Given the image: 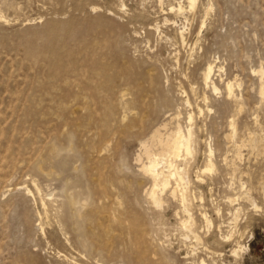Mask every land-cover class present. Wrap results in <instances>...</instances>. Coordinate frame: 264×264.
<instances>
[{
  "label": "rangeland",
  "instance_id": "obj_1",
  "mask_svg": "<svg viewBox=\"0 0 264 264\" xmlns=\"http://www.w3.org/2000/svg\"><path fill=\"white\" fill-rule=\"evenodd\" d=\"M0 15V264H264V0H0ZM177 110L199 134L189 176L209 232L201 202L192 231L179 201L145 194L139 140ZM209 141L216 170L199 178Z\"/></svg>",
  "mask_w": 264,
  "mask_h": 264
},
{
  "label": "bare ground",
  "instance_id": "obj_2",
  "mask_svg": "<svg viewBox=\"0 0 264 264\" xmlns=\"http://www.w3.org/2000/svg\"><path fill=\"white\" fill-rule=\"evenodd\" d=\"M197 0H189L190 2V7L193 8L195 7ZM182 3V1H181ZM180 2L178 3V8L177 11H179V13H181L184 9L183 7V3L181 4ZM12 5V4H11ZM203 6V5H202ZM14 7V5H13ZM95 7V6H94ZM123 7V6H122ZM96 8V7H95ZM212 8V6H211ZM174 9V7H173ZM20 10V9H19ZM97 9H95L96 11ZM210 10V7H209ZM192 11V10H191ZM208 12V11H207ZM188 13V12H187ZM206 13V12H205ZM199 15V14H198ZM207 15V13H206ZM1 16V15H0ZM206 18V17H205ZM3 19V18H2ZM28 19V18H27ZM32 19V18H31ZM5 20V19H3ZM30 21V20H28ZM55 21V20H54ZM165 21V20H164ZM8 23V21H7ZM6 23V24H7ZM55 23V22H54ZM71 23V22H70ZM49 24V23H48ZM58 24V23H57ZM73 25V24H72ZM48 27V25H47ZM66 27V26H65ZM151 27V26H150ZM149 27V28H150ZM62 28V27H61ZM60 29V28H59ZM157 30L158 27L156 28ZM155 29V30H156ZM63 30V28H62ZM156 30V32H158ZM46 31V30H45ZM184 31V30H183ZM181 32V39L184 40V32ZM180 32V31H179ZM62 33V32H61ZM161 33V31H160ZM177 33V32H176ZM47 34V33H46ZM59 34V33H58ZM163 35V34H162ZM161 35V36H162ZM32 36V35H30ZM51 36V35H50ZM199 36V35H198ZM46 37V36H45ZM32 38V37H31ZM53 38V37H52ZM54 39V38H53ZM52 39V41H53ZM28 40V39H27ZM167 40V39H166ZM169 40V39H168ZM32 41V39H31ZM55 41V40H54ZM183 42V41H182ZM29 43V42H28ZM55 43V42H54ZM183 45V44H182ZM41 46V45H40ZM32 47V45L30 46ZM27 48L28 49H32V48ZM47 47V46H46ZM48 48V47H47ZM52 48V47H51ZM42 49V47H41ZM46 50V49H45ZM59 50V49H58ZM30 51V50H29ZM27 51V52H29ZM33 51V50H32ZM47 52V51H45ZM67 52V51H66ZM65 52V53H66ZM28 54V53H27ZM31 54V53H30ZM32 55V54H31ZM174 55V54H173ZM34 57V56H33ZM61 57V56H60ZM64 57V56H63ZM148 58V57H147ZM177 58V57H176ZM173 60V59H172ZM176 60V59H175ZM178 62V61H177ZM216 61L210 62L208 63V65L205 67L204 69V73H203V82L204 85H206V87L211 88L214 92H218L219 91V86L217 85V82H215L214 80V76L216 74V71L218 69V71L220 72L221 67L217 66L215 64ZM92 68V67H91ZM100 68V67H99ZM98 68V70H99ZM150 68V65H149ZM101 69V68H100ZM97 70V71H98ZM151 70V69H150ZM263 70V69H262ZM94 71V70H93ZM96 71V70H95ZM258 71V70H257ZM104 73V72H103ZM260 73V71L258 72ZM257 73V74H258ZM94 74V73H93ZM146 74V73H145ZM148 74V73H147ZM263 74V73H262ZM104 75V74H103ZM102 75V76H103ZM260 75V74H259ZM99 76V75H98ZM101 77V76H100ZM261 77V76H259ZM96 80V79H95ZM262 80H264L262 78ZM237 81V80H236ZM261 81V80H260ZM92 82V80L90 81V83ZM202 82V81H201ZM237 83V82H236ZM235 81L233 80H228L225 83V90L228 98L229 99H233V97H235V86H236ZM239 85V84H238ZM237 85V86H238ZM241 87V86H240ZM204 88V86L202 87ZM260 89V88H259ZM261 93L262 96H264V84H262L261 86ZM184 91V89H183ZM211 91V90H209ZM213 92V93H214ZM207 93V92H206ZM180 94V93H179ZM185 95V94H184ZM204 95V94H203ZM207 96V95H205ZM226 96V97H227ZM261 96V95H260ZM204 97V96H202ZM208 97V96H207ZM201 98V97H200ZM199 98V99H200ZM236 98V97H235ZM203 99V98H202ZM231 99V100H232ZM237 99V98H236ZM205 100V98H204ZM203 100V101H204ZM207 100V99H206ZM202 101V100H201ZM235 101V100H234ZM187 103H189V99L186 100ZM239 103V102H238ZM197 104V103H196ZM239 105H242V103H240ZM197 106V105H196ZM244 106V105H243ZM198 110V109H197ZM241 110V109H240ZM175 112V111H174ZM239 112V111H238ZM193 113V111H192ZM193 115V114H192ZM190 114L189 116V123L187 125H183L181 120H180V116H181V111L177 110V114H175L169 121L161 123L160 125L154 127V129L150 132V134L145 137L143 140H139L141 141V152L138 154V161L141 162V170L143 172V174L145 176L148 177V179L151 181V184L149 187L146 188V195L147 198L154 204V206H162V204L168 200V199H172V200H176L179 201L184 209L185 212L187 213V217L185 218H181L180 219V223L181 225L186 228L187 230H194V227L196 226L195 223V218H194V213H193V204L194 201L197 200L199 202H201V205L199 207L200 210V215L203 219V221L207 224V228H208V232L209 230H211V227L213 226V220L211 219L209 213L207 212L206 207L204 206L203 202H204V197L201 193L197 192L195 188L191 187V179L189 176V170L193 165V160L196 157V154L199 152L200 149V138H199V134L192 122L193 120V116ZM256 116V115H255ZM233 117V116H232ZM235 117V116H234ZM125 119V118H123ZM124 121V120H123ZM255 121V120H254ZM231 125L230 128H232V132L230 134L231 138H234L237 135V124L233 120L231 119V123L229 124V126ZM256 125V124H255ZM261 126V125H260ZM202 128V127H201ZM249 129V128H248ZM251 130V129H250ZM249 130V131H250ZM258 132V131H257ZM251 133V131H250ZM249 134V132H248ZM228 135V134H227ZM253 135V134H252ZM238 136V135H237ZM249 136V135H247ZM229 137V136H228ZM229 137V138H230ZM251 137V135H250ZM227 138V137H226ZM241 138V137H240ZM246 138V137H245ZM253 138V137H252ZM264 138V137H262ZM237 139L236 137L234 138V140ZM247 139V138H246ZM250 139V138H249ZM204 140V139H203ZM206 140V139H205ZM233 140V142H234ZM243 140V139H241ZM245 140V139H244ZM264 140V139H263ZM229 141V140H227ZM231 141V140H230ZM240 141V140H239ZM246 141V140H245ZM204 142V141H203ZM254 142V139L253 141ZM244 143V141H243ZM247 143V141H246ZM107 145V144H106ZM205 150L204 154H205V158L206 161L204 163V167L202 169H197L196 174L197 177L200 178L201 173H208L211 174L216 170V164L213 160V155H214V148L211 144V141L207 142L205 144ZM237 145V144H236ZM54 146V145H52ZM239 146V145H238ZM238 146L236 148H238ZM242 147L243 144H242ZM239 151V150H238ZM48 152V151H47ZM237 152V150H236ZM252 152V151H251ZM250 153V152H249ZM252 154V153H250ZM262 154V153H261ZM52 155V153H51ZM50 155V156H51ZM238 155V154H237ZM254 155V154H253ZM48 156V154H47ZM53 158V157H52ZM57 158V157H56ZM144 158L146 159L144 161ZM229 158V157H228ZM54 159V158H53ZM240 160V157L237 158ZM182 160V161H180ZM235 160V159H234ZM227 161V160H226ZM236 165V164H235ZM40 167V166H39ZM39 169V168H38ZM40 170V169H39ZM43 172V171H41ZM233 173V172H232ZM241 173V172H240ZM235 174V173H234ZM233 175V174H232ZM196 176V175H195ZM233 177V176H232ZM234 179V178H233ZM33 183V182H32ZM38 183V182H37ZM33 184H36L35 181ZM32 184V185H33ZM26 185V184H25ZM37 186V184H36ZM40 186V185H39ZM91 186V185H90ZM244 190L242 189L241 191H239L238 193L235 194V197L232 198L230 196L227 197V202L229 205L232 204H236L238 203L239 207L236 209L237 212L234 215V218L232 219V223L229 226V230L226 232H223L221 234L222 239L224 241H230L232 239V237L235 235L236 233V229L239 225V216L241 214V211L243 210L242 208V204H241V196L245 195V196H250V190L251 188L245 187L244 184H242ZM93 187V186H92ZM23 188V187H22ZM28 188V187H26ZM37 189V188H36ZM43 189V188H42ZM233 189V188H232ZM29 193H31L33 196L34 194L32 193V191L29 189L28 190ZM39 192V191H38ZM145 192V190H144ZM201 192V191H200ZM42 193V192H41ZM28 195V194H27ZM43 195V193H42ZM47 195V194H46ZM72 196V194H70ZM68 196V195H67ZM66 196V197H67ZM39 197V196H38ZM37 197V198H38ZM41 197V196H40ZM69 197V196H68ZM45 198V197H43ZM75 198H77L75 196ZM51 199V198H50ZM65 200V199H64ZM72 200V199H69ZM244 200V199H243ZM249 200V199H248ZM51 201V200H49ZM79 201V200H78ZM77 201V202H78ZM63 202V201H62ZM61 202V203H62ZM76 202V203H77ZM80 202V201H79ZM64 204V203H63ZM72 204V203H71ZM70 204V205H71ZM82 204V202H81ZM87 204V203H86ZM45 205V204H44ZM76 205V204H75ZM79 205V204H78ZM64 206V205H63ZM63 206H61L63 208ZM87 206V205H86ZM252 206L255 209H260L261 206H259L255 201L252 203ZM44 207V206H43ZM47 207V206H46ZM48 208V207H47ZM57 208V207H56ZM55 208V209H56ZM72 208V207H71ZM79 208V207H78ZM77 209V208H76ZM43 210V209H42ZM58 210V209H57ZM228 210V209H227ZM55 211V210H54ZM59 211V210H58ZM57 211V212H58ZM60 212V211H59ZM71 212V211H70ZM79 212H81V210H79ZM184 212V213H185ZM39 213V212H38ZM177 213V212H176ZM183 213V214H184ZM217 213L218 215H222V208H218L217 209ZM230 213V212H229ZM59 215V213H57ZM56 214V218L57 215ZM86 214V213H85ZM64 215V214H63ZM81 215V214H80ZM177 215V214H176ZM231 215V214H230ZM229 215V216H230ZM71 216V215H70ZM69 216V217H70ZM76 216V215H75ZM59 217V216H58ZM81 217V216H80ZM87 217V216H86ZM55 218V220H56ZM74 219V218H73ZM59 220V219H58ZM57 220V221H58ZM70 220V219H69ZM86 220V219H85ZM59 222V221H58ZM57 222V223H58ZM73 222V221H72ZM76 222V221H75ZM78 222V221H77ZM61 223V222H60ZM77 224V223H76ZM79 224V223H78ZM77 224V225H78ZM74 225V224H73ZM76 225V226H77ZM50 227V226H49ZM75 227V226H74ZM81 227V225L79 226ZM203 227V226H202ZM181 228V227H180ZM239 228V227H238ZM219 230L222 231L221 226L219 227ZM43 231V230H42ZM219 231V232H220ZM218 232V233H219ZM191 233V232H190ZM221 233V232H220ZM89 234V231L88 233ZM216 235V234H215ZM195 237L197 239H201L200 236L196 233ZM81 238V237H80ZM79 238V239H80ZM190 238L189 236H186L185 239ZM190 240V239H188ZM202 240V239H201ZM241 243V242H240ZM202 244V243H201ZM82 246V244H81ZM240 246V245H239ZM242 246V245H241ZM245 246V245H244ZM243 246V247H244ZM84 247V246H83ZM206 247V246H204ZM241 248V247H240ZM239 248V249H240ZM207 249V248H206ZM242 249V248H241ZM234 250V249H233ZM242 250H246V246L245 249ZM241 250V251H242ZM211 251V250H209ZM234 253H237V248L234 250ZM195 252V251H194ZM193 252V253H194ZM213 252V251H212ZM244 252V251H242ZM79 253V252H78ZM192 253V254H193ZM196 253V252H195ZM188 255V254H187ZM238 256V255H236ZM85 257V256H83ZM71 260V259H70ZM78 262V261H77ZM201 264H207V262L205 261V259L201 260Z\"/></svg>",
  "mask_w": 264,
  "mask_h": 264
}]
</instances>
